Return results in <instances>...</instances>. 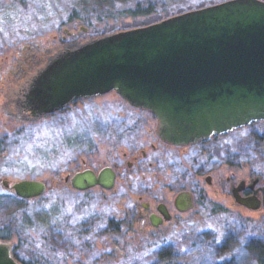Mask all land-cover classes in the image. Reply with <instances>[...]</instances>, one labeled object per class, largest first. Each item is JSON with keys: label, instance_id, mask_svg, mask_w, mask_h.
I'll return each mask as SVG.
<instances>
[{"label": "rangeland", "instance_id": "374dc122", "mask_svg": "<svg viewBox=\"0 0 264 264\" xmlns=\"http://www.w3.org/2000/svg\"><path fill=\"white\" fill-rule=\"evenodd\" d=\"M218 1L0 0V229L11 230L10 238L0 239L12 244L20 260L149 264L170 246L183 264H264V255L261 261L256 258V253L264 254V215L232 205L228 185L176 181L174 175L189 174L185 153L169 151L176 157L159 159L161 166L172 167L159 173L158 185H139L143 164L136 161L129 170L126 162L134 153L141 155L142 146L149 152L152 142L161 146L156 116L134 108L116 91L78 100L34 121L24 118L17 103L18 71L41 69L58 50ZM137 2L148 12L135 10ZM259 136L264 137V120L206 142L202 151L190 150L201 155L191 172L209 169L222 158L228 165L219 173L253 171L264 180V139ZM110 163H118L120 170L110 190L78 189L64 181L78 168ZM23 178L45 181L46 191L18 199L22 197L5 187L3 179L12 183ZM182 188L197 189L193 208L174 209L173 218L159 226L142 223L143 199L154 196L173 206ZM144 190L147 196L140 199Z\"/></svg>", "mask_w": 264, "mask_h": 264}, {"label": "water", "instance_id": "95a60500", "mask_svg": "<svg viewBox=\"0 0 264 264\" xmlns=\"http://www.w3.org/2000/svg\"><path fill=\"white\" fill-rule=\"evenodd\" d=\"M110 91L153 113L160 137L176 145L264 120V0H222L64 47L34 76L25 105L39 118ZM114 179L107 166L98 174L78 171L71 182L78 189L112 188ZM3 183L23 198L47 189L35 178ZM239 188L237 202L264 207V185L262 197L240 196ZM174 202L182 211L195 204L189 190ZM152 221L157 225L160 218ZM0 264L26 263L0 239Z\"/></svg>", "mask_w": 264, "mask_h": 264}, {"label": "flooded vegetation", "instance_id": "af4514ba", "mask_svg": "<svg viewBox=\"0 0 264 264\" xmlns=\"http://www.w3.org/2000/svg\"><path fill=\"white\" fill-rule=\"evenodd\" d=\"M55 53V51H54ZM53 53V54H54ZM42 67V66H41ZM40 69H37L36 71L30 72V71H18L20 73V77L18 79V83L19 85H16L15 87H17L18 89V96H17V103L19 104V107L21 109V112L24 116L25 119L29 120V121H34L37 120L39 118H36L31 110H29L26 105H25V92L28 90L30 83L32 81V79L34 78V76L39 72ZM30 72V73H29ZM17 73V72H15ZM74 103V102H73ZM71 103V104H73ZM69 104V105H71ZM68 105V106H69ZM132 106V105H131ZM67 107V106H66ZM136 109L141 110V108H137L135 106H133ZM63 110V109H62ZM142 110H146V109H142ZM61 111V110H60ZM148 111V110H146ZM59 111L50 113V114H54L57 113ZM149 113H151L150 111H148ZM152 115H154L153 113H151ZM48 115V114H45ZM45 115L41 116L44 117ZM155 116V115H154ZM156 139L160 142L161 146H157L156 142H152L151 143V151L149 152L147 150V146H142L141 147V155H138L137 153H134L133 159H127L126 165L127 168L129 170L133 169L135 166V162L139 161L140 164H143L141 169H139V171L142 172V174L139 176L140 179V183L139 185H156V183L158 182V175L161 172H166L164 170H171L170 165H165L164 167L161 166L159 164V159L161 158H166L167 160L176 157V155L173 153L171 155H169V151H177L178 155H181L182 153H185L184 155H186V161H183L186 166L188 167V171L189 174H181L178 176V174L175 176H173L174 179L177 180H182V181H186L187 183H195L193 185H209V186H215V185H228V190H229V195L231 196V204L248 210L249 213H254L253 215H256V211L261 212L260 214L264 215V207L261 206L257 209L255 208H251L246 204H242L237 202L234 192L235 189H237L238 187L239 190L237 191L238 194L240 196L243 197H248V196H253L256 195L257 197H262V189L261 186L264 185V180L263 177L261 175H256L255 173L250 172L248 174H242L241 172H237V171H232L231 173H227V174H221L219 171L222 167L223 164H227L228 163L224 162V159H220L219 161H215V163L209 168L206 169L205 168H200V170L194 171L195 173L193 174L191 172L192 168L191 165H193L194 163H196L200 156L199 154H192L190 153V150H196L198 147L201 149L200 146H203L206 142L209 141H213L215 139H218L221 135H215L212 136L210 139L208 140H203L197 143H192V144H183V145H176L173 144L171 142H167L165 140H163L159 133H158V120H157V125H156ZM155 139V141H156ZM203 149H201L202 151ZM125 157H130L129 155H127V153H125ZM151 157V158H149ZM148 159V161H147ZM144 161L146 162V165L144 164ZM231 165L234 164V162H230ZM229 164V165H230ZM145 165V166H144ZM110 166L113 168L114 172H115V179H114V185H117V178L120 174V170L118 167V163H110V164H105L102 167L97 168L96 166H86L83 168H78L77 170H75L74 172H68L65 176H64V181L67 185H73L71 182L72 176L78 172L81 171L83 169L86 168H90L92 170H94L97 174L100 172L101 169H103L104 167ZM163 167V168H162ZM192 176H194L195 181H191L192 180ZM188 180V181H187ZM187 183L185 184H181V185H188ZM46 185H48L46 183ZM126 185H131L130 183H127ZM158 185V183H157ZM94 186H98L102 189H106V187L102 186V184H95ZM113 188V187H112ZM215 191H219L221 190L220 187H214ZM109 189V188H107ZM111 189V188H110ZM109 189V190H110ZM146 190V189H145ZM144 192L139 196L140 199H142L143 197L147 196V193ZM182 190H189L193 193L194 196V202L196 203V190L195 188H182L179 191L176 192L174 198H173V206H171V204L167 201V200H163L162 198H157L152 196L151 198H147V199H143L141 202V205L139 207V218L142 220V223L145 225L147 224L148 226H150V224L154 225V226H159L165 222H169L173 216H174V209L179 211V212H186V211H182L180 209H178L175 205V197L177 195L178 192L182 191ZM148 194L151 193V191H147ZM161 205L165 206V210L167 215L169 216V218L166 217V213H164L162 211ZM195 205V204H194ZM188 211V210H187ZM259 214V215H260ZM152 216H157L160 218V222L159 224L155 225L152 221Z\"/></svg>", "mask_w": 264, "mask_h": 264}, {"label": "trees", "instance_id": "16d2710c", "mask_svg": "<svg viewBox=\"0 0 264 264\" xmlns=\"http://www.w3.org/2000/svg\"><path fill=\"white\" fill-rule=\"evenodd\" d=\"M140 2H137L136 4H137V6L135 7V10H139V4ZM140 10H144L145 12H148L147 10H146V8L144 7V9H141L140 8ZM181 11H183V10H181ZM180 12V11H179ZM170 15V14H169ZM76 17H78V14L76 13V15H75ZM162 19V18H161ZM89 20V23L90 24H93L94 23V21H92V19H88ZM149 23V22H148ZM144 24H147V23H143L142 25H144ZM133 26V25H132ZM134 27H135V25H134ZM126 28H128V27H125V29ZM261 138H263L264 139V137L262 136H259V138L258 139H261ZM9 195H10V193H8ZM18 199H23V198H18ZM9 201H15V200H13L12 198H9L8 199ZM1 231H0V237H2V238H10L11 237V230L9 231L7 228H2V229H0ZM255 253H256V251H255ZM264 254H258V253H256V258L258 259V260H260L261 259V256H263ZM16 256V255H15ZM17 258H18V256H16ZM19 259V258H18ZM22 261V260H21ZM261 261V260H260ZM262 262H264V261H262ZM25 263V262H24ZM149 264H183L181 261H180V257H179V255L175 252V250L172 248V247H164V248H162L161 250H159V252H158V255H157V259L154 261V262H152V263H149Z\"/></svg>", "mask_w": 264, "mask_h": 264}]
</instances>
